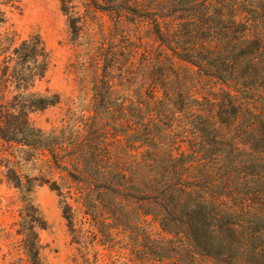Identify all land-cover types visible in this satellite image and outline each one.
I'll list each match as a JSON object with an SVG mask.
<instances>
[{
	"label": "trees",
	"instance_id": "trees-1",
	"mask_svg": "<svg viewBox=\"0 0 264 264\" xmlns=\"http://www.w3.org/2000/svg\"><path fill=\"white\" fill-rule=\"evenodd\" d=\"M91 1L117 22L131 15L138 25L151 22L160 44L221 92H178L163 100L152 88L145 105L113 106L112 85L97 81L83 137L63 156L59 136L29 118L60 102L58 94L32 88L48 67L44 42L34 34L5 57L1 76L16 86L3 91L10 97L0 101V138L51 154L62 183L50 186L71 229L74 202L94 215L96 230L108 239L152 217L193 264H264V0ZM70 25L77 37L74 16ZM115 108L122 125L112 121ZM114 134L150 145L125 164L111 152ZM33 244L32 261L42 264Z\"/></svg>",
	"mask_w": 264,
	"mask_h": 264
},
{
	"label": "rangeland",
	"instance_id": "rangeland-1",
	"mask_svg": "<svg viewBox=\"0 0 264 264\" xmlns=\"http://www.w3.org/2000/svg\"><path fill=\"white\" fill-rule=\"evenodd\" d=\"M71 15L80 28L77 37ZM135 18L117 22L113 13L95 9L91 0H0V101L10 97L4 89L16 86L1 76L6 55L34 34L44 42L48 67L32 88L56 93L60 102L30 112L29 118L33 126L59 136L65 143L63 156L83 137L97 81L112 85L108 101L113 106L145 105L152 88L163 100L167 94L173 100L178 92L213 97L221 92L219 84L164 48L151 22L138 25ZM118 109L112 121L122 125ZM110 141L114 158L125 164L150 145L119 134ZM53 161L46 150L0 138V264H34V241L42 264H193L182 256L176 237L152 217L142 216L139 227L114 231L108 239L96 230L94 215L71 201L76 223L71 229L50 186L54 180L62 183ZM163 253L167 258H158Z\"/></svg>",
	"mask_w": 264,
	"mask_h": 264
}]
</instances>
